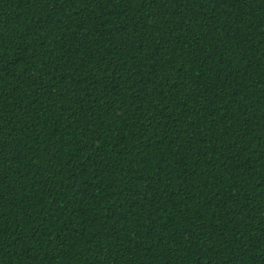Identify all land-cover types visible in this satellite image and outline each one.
Wrapping results in <instances>:
<instances>
[{"label": "trees", "instance_id": "obj_1", "mask_svg": "<svg viewBox=\"0 0 264 264\" xmlns=\"http://www.w3.org/2000/svg\"><path fill=\"white\" fill-rule=\"evenodd\" d=\"M0 264H264V0H0Z\"/></svg>", "mask_w": 264, "mask_h": 264}]
</instances>
